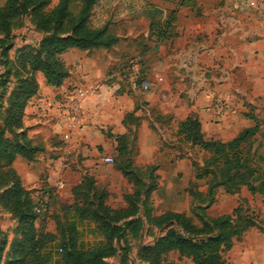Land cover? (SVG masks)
Here are the masks:
<instances>
[{"label": "crops", "instance_id": "0c3cea01", "mask_svg": "<svg viewBox=\"0 0 264 264\" xmlns=\"http://www.w3.org/2000/svg\"><path fill=\"white\" fill-rule=\"evenodd\" d=\"M157 1L160 3L158 8L146 4L142 13L134 16L139 20L138 25L143 23L144 26L131 32L141 33L147 43L146 50L157 51L161 56L146 63L148 73L150 71L146 76L153 80L152 85L148 80L150 86L147 90L133 87L129 79L133 92L121 91L114 77L105 78L106 64L102 76L96 78L92 71L88 72L91 67L98 66L97 61L90 58L80 62L83 63L84 74L79 71L77 75L75 70L60 86H49L45 82L42 85L38 81L39 90L24 109L23 124L32 144L42 149L32 160L17 156L12 164L24 188L32 191L37 201L43 198L45 189L41 180L45 171L51 177L65 160L84 165L87 171L94 173L93 164L96 162L111 164L102 161L103 156H110L108 153L113 151L117 153L116 157L119 156V137L130 130L137 133V159L149 162L146 155L161 157L165 163L157 170L158 174L166 172L178 176L183 173L185 159L162 156L176 143L172 141L174 137L170 131H175L176 136L184 140L178 130L187 117L199 121L205 140L226 142L252 126L248 118L240 116L234 109V96L227 85L234 77H239L238 72L243 79L249 78V74L264 75V71L252 72L250 69H264V0H179L174 12L165 9L169 0ZM237 3L242 9L235 8ZM154 8L162 12L155 14ZM153 21L156 24L153 25ZM118 42L117 39L111 47ZM77 68H81L80 65ZM153 68H159L158 78ZM139 76L141 80H147L146 76ZM72 84L75 89L69 91ZM140 93L145 95L141 99L138 97ZM219 93L231 105L225 116L216 114L212 108V99ZM76 102L81 115L78 121L72 122L71 107ZM107 129L113 137L104 134ZM158 131H165L163 137L166 142L161 141ZM225 135L229 137H223ZM184 142L193 146L190 141ZM159 146L163 147L161 151ZM123 158L120 165L126 159L132 163L131 156L124 155ZM203 164L202 161L200 165ZM118 166L116 171L123 175ZM191 166L195 168L192 162ZM130 169L142 180L152 176L153 167L146 169V173L136 166ZM77 184L69 186L68 200H63V203L73 202L72 187ZM64 187L65 182L60 183L58 191ZM37 193L40 196L36 197ZM246 193H249L248 188L242 185L238 192L228 194L247 197ZM151 194L147 204L150 209ZM50 202L49 198L46 204L41 205L48 206ZM142 214L141 206L138 217L145 219Z\"/></svg>", "mask_w": 264, "mask_h": 264}, {"label": "trees", "instance_id": "16d2710c", "mask_svg": "<svg viewBox=\"0 0 264 264\" xmlns=\"http://www.w3.org/2000/svg\"><path fill=\"white\" fill-rule=\"evenodd\" d=\"M96 2L80 0L79 8L73 9L72 0H58L49 10L46 8L49 0H5L0 5V43H8L14 21L27 12L32 15L35 28L47 33L38 48L20 54L13 63L16 85L7 98V107L1 112L0 206L17 219L19 235L5 264H52L51 257L43 248L47 241L58 239V233L47 231L44 224L37 225L45 221L49 205L42 206L32 196V191L24 188L12 164L17 156L32 160L42 149L32 144L23 124L24 109L39 90L36 73L42 74L45 84L60 86L69 76V69L60 57L63 52L71 48L110 47L115 42L116 37L108 33L106 26L90 25L91 10ZM6 81L0 84H7ZM248 131L243 130L226 142L205 140L196 118L187 117L182 121L178 133L193 146L209 153L202 166L193 164L195 178L201 180L211 176L213 182L210 187L222 186L227 193L238 192L242 185L247 186L251 193H264V173L257 178L260 181L257 187L251 184L257 170L251 166L250 158L239 150ZM124 139L125 135L119 137L120 155L126 152ZM118 167L133 183L132 192L124 194L126 205L110 207L106 203L107 191L96 186L92 179L73 186V202L65 206L71 211L72 220L60 235L63 252L53 264H107L106 258L117 251L115 243L126 232L136 237L143 227L144 222L138 217L141 206L146 223L157 226L162 232L152 243L144 244L138 250V258L148 264H178L168 259L171 252L190 258L193 264H225L223 254L232 248L235 239L257 222L243 216L238 207L232 214L199 218L200 225L183 213L165 212L153 216L147 204L156 188L155 183L146 184L130 169L127 159ZM51 194L52 188L49 189V198ZM36 206L40 207L39 212H36ZM83 220L94 224V230L103 236L102 241L87 247L77 243L75 221ZM164 225L169 227L162 230Z\"/></svg>", "mask_w": 264, "mask_h": 264}, {"label": "rangeland", "instance_id": "374dc122", "mask_svg": "<svg viewBox=\"0 0 264 264\" xmlns=\"http://www.w3.org/2000/svg\"><path fill=\"white\" fill-rule=\"evenodd\" d=\"M4 2L5 0H0V5H3ZM57 2L58 0H49L46 8L51 9ZM177 2L179 0H169L165 9L174 12ZM146 4L157 8L160 6L157 0H97L91 10L90 25L93 27L106 26L108 33L116 37L115 42L117 39L119 42L113 47L111 45L110 47H99L90 50L71 48L63 52L60 57L63 63L67 65L70 76L75 73V70L77 75H79V71L84 74V66L80 62H85L90 58L93 62L97 61L96 65L98 66L91 67L88 72L92 71V75L97 76L96 78L101 77V74L105 72V78L112 76L118 81L121 91L133 92L129 79L138 75L135 80L139 83L141 81L139 75L146 76V73L147 75L150 74L146 63L149 60H156L161 57L157 51L148 52L146 50L147 43L141 33H131L134 28L144 26L143 23L138 25L139 20H135L134 16L141 14ZM79 5L80 0H72L73 9H76V6L79 8ZM157 8L153 9L155 14L161 11ZM154 22L156 21L152 22L153 25L156 24ZM46 35L47 33L40 32L35 28L32 15L27 12L14 21L8 36V43H0V83L5 79L7 80V84H0V124L1 112L7 107V98L16 85V78L13 76L16 68L13 63L20 54L38 48L40 41ZM104 64L107 68L103 72ZM78 65L81 68H77ZM153 69L156 70L158 78L159 68ZM250 69L252 72L264 71V69L257 67H251ZM240 73H237L239 77L237 79L234 77L227 88L234 96V109H237L240 116H244L252 122V126L244 129L250 131H248L249 133L239 146V150L243 156L250 158L251 166L257 170V174L250 180L251 184L257 187L260 182L257 181V178L264 173V75L249 74V78L243 79V75L241 76ZM36 77L40 84L44 85L45 81L40 72L36 73ZM145 79L149 80L152 85L153 80L150 76H146ZM69 88H71L69 91H72L75 86L72 84ZM46 89L49 88H44V90ZM143 96L145 95L140 93L138 97L141 99ZM230 106L229 104L228 109ZM223 115L225 116V114ZM150 125L152 127L153 122ZM163 132L159 133L158 131L157 134L161 141L166 142L163 137L165 131ZM166 133L169 134V132ZM170 133L174 137L172 141H176L174 145L176 148L173 146L165 151L162 158L167 159L174 156L175 158L185 159L184 168L182 167L183 173H179L178 176L168 175L166 172L162 175L158 174L157 170L165 163V160L161 157L152 158L150 155H146L149 162L137 159V155H139L137 133L130 130L123 134L125 135L124 144L126 147L124 155L132 157L130 168L136 166L144 172L149 167H153L151 178H144L146 184L153 182L156 186L151 194L152 215L158 216L165 212L183 213L190 217L195 224L200 225L199 218H217L221 215L232 214L233 210L238 207L240 209L238 211L243 216L251 217L257 222L255 226L247 229L239 238L235 239L232 248L223 254L225 264H264V194L262 195L260 192L255 194V192L251 193L248 190L247 197H242L238 194H228L222 186L210 187V183L213 182L211 176L196 180L194 178L195 168L193 169L191 162L200 167L202 166L200 164L209 153L197 146H189L188 143L176 136L175 131H170ZM104 134H108L110 138L113 137L110 129L104 131ZM7 135L13 138L12 135L8 133ZM223 137L228 138L229 135ZM179 140H181V143ZM156 143L159 142L156 141ZM162 148L161 146L160 151ZM113 152L108 153L113 159L111 164L106 165L101 162L93 164L94 173L87 171L84 165L74 162L68 163L65 160H62L63 162L58 170H55L56 173L51 177H49L50 173L45 171L41 184H43L44 189L52 185L51 202L45 221L38 222L37 225L44 224L47 231L57 232L60 238V235H63L68 223L72 220L71 211L65 208L68 203H63V200H68L67 196L71 184L83 183L85 179H92L96 186L107 191L106 203L110 207L119 208L126 205L124 194L132 191L133 183L120 174L119 171H116V165L124 160V155L119 154L116 157L117 153ZM190 168L191 172L189 173ZM62 182H65V187L58 191L57 186H60ZM142 220L144 225L141 226L136 237L126 232L123 238L115 243L117 251L106 258L107 264H148L138 258V250L142 245L152 243L162 232L157 226L149 225L143 218ZM75 222V233L79 245L87 247L103 240V236L94 230L92 222L87 220ZM17 226V219L0 206V264H5L9 259L13 242L19 236ZM168 227L169 225H164L162 230ZM59 238L54 241H47L43 248L51 257L52 264L58 260L63 252ZM168 259L178 264H193L190 258L180 256L178 252L169 253Z\"/></svg>", "mask_w": 264, "mask_h": 264}, {"label": "built area", "instance_id": "2783aa9c", "mask_svg": "<svg viewBox=\"0 0 264 264\" xmlns=\"http://www.w3.org/2000/svg\"><path fill=\"white\" fill-rule=\"evenodd\" d=\"M235 8L237 9H242L241 5H239L238 3L235 5ZM136 76H134L133 78H131V83L133 87H140L142 88V90H147L150 86V82L148 80H141L139 83H137V81L135 80ZM228 100L225 98V96L220 95V94H216L214 95L213 99H212V108L214 110V112L216 114H224L228 108ZM80 106L78 104V102H76L72 107H71V119L72 122H76L78 121V118L80 117ZM102 161L104 162H108L111 163L113 162V159L111 156H103ZM56 184V183H55ZM54 184V186H55ZM52 188V186H47V188L42 191V195L43 198H39L40 200L38 202H40L41 204H46L49 200V189ZM35 196H40L39 193H37V195L35 194ZM36 212L40 211V207L36 206L35 208Z\"/></svg>", "mask_w": 264, "mask_h": 264}]
</instances>
